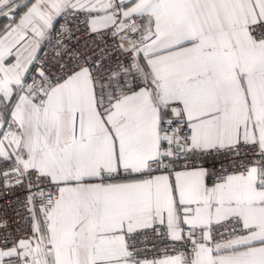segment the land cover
<instances>
[{
  "label": "snow or ice",
  "instance_id": "1",
  "mask_svg": "<svg viewBox=\"0 0 264 264\" xmlns=\"http://www.w3.org/2000/svg\"><path fill=\"white\" fill-rule=\"evenodd\" d=\"M0 264H264V0H0Z\"/></svg>",
  "mask_w": 264,
  "mask_h": 264
},
{
  "label": "built area",
  "instance_id": "2",
  "mask_svg": "<svg viewBox=\"0 0 264 264\" xmlns=\"http://www.w3.org/2000/svg\"><path fill=\"white\" fill-rule=\"evenodd\" d=\"M13 223H14V225H18L21 223V221L19 219H16Z\"/></svg>",
  "mask_w": 264,
  "mask_h": 264
}]
</instances>
